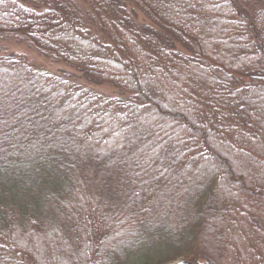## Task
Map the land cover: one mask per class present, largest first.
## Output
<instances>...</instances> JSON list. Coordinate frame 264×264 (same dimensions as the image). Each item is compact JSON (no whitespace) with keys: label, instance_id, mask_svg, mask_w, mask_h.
I'll list each match as a JSON object with an SVG mask.
<instances>
[{"label":"trees","instance_id":"16d2710c","mask_svg":"<svg viewBox=\"0 0 264 264\" xmlns=\"http://www.w3.org/2000/svg\"><path fill=\"white\" fill-rule=\"evenodd\" d=\"M179 259L264 264V0H0V264Z\"/></svg>","mask_w":264,"mask_h":264},{"label":"rangeland","instance_id":"374dc122","mask_svg":"<svg viewBox=\"0 0 264 264\" xmlns=\"http://www.w3.org/2000/svg\"><path fill=\"white\" fill-rule=\"evenodd\" d=\"M31 58L33 59V61L39 65H41L43 68H45L46 70H49V71H52V72H57V71H63V72H68V73H72V74H76L74 71L70 70L69 68L65 67V66H62V65H54V64H49L48 62H46L43 58H40L38 55H35V54H31ZM76 76L79 77L78 74H76ZM80 82L82 83L83 80L80 79ZM83 84V83H82ZM85 85V84H84ZM87 85V84H86ZM90 88H92L93 90H96L97 92H102V93H105V94H110L112 93V89L110 87H108L107 85H93V86H90ZM228 158L226 159L227 163H228ZM230 162V161H229ZM233 164V163H232ZM223 167H225V169L228 171V172H232L234 174H237L239 177H244V172H242V169L241 167H237L235 166V168H231V167H228L224 164H222ZM234 166V165H233ZM244 180H248L247 177H245ZM228 235V234H226ZM34 242H37L36 240H33Z\"/></svg>","mask_w":264,"mask_h":264},{"label":"water","instance_id":"95a60500","mask_svg":"<svg viewBox=\"0 0 264 264\" xmlns=\"http://www.w3.org/2000/svg\"><path fill=\"white\" fill-rule=\"evenodd\" d=\"M169 264H192V263L189 262L188 260L179 259V260L173 261V262H171Z\"/></svg>","mask_w":264,"mask_h":264}]
</instances>
